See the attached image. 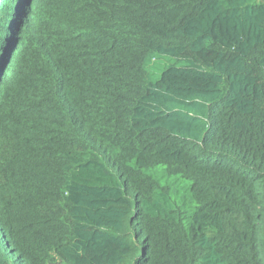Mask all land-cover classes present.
Here are the masks:
<instances>
[{"label": "trees", "instance_id": "obj_1", "mask_svg": "<svg viewBox=\"0 0 264 264\" xmlns=\"http://www.w3.org/2000/svg\"><path fill=\"white\" fill-rule=\"evenodd\" d=\"M0 264H264V0H0Z\"/></svg>", "mask_w": 264, "mask_h": 264}]
</instances>
